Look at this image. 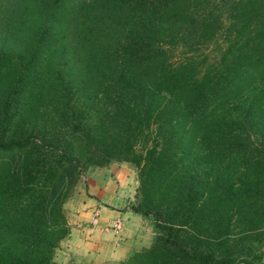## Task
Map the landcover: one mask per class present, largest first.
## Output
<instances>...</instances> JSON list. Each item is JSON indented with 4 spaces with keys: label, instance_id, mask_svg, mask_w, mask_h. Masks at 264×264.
<instances>
[{
    "label": "trees",
    "instance_id": "obj_1",
    "mask_svg": "<svg viewBox=\"0 0 264 264\" xmlns=\"http://www.w3.org/2000/svg\"><path fill=\"white\" fill-rule=\"evenodd\" d=\"M70 118L161 232L118 264H262L264 0L1 1L0 264H57L79 161L44 130Z\"/></svg>",
    "mask_w": 264,
    "mask_h": 264
},
{
    "label": "crops",
    "instance_id": "obj_2",
    "mask_svg": "<svg viewBox=\"0 0 264 264\" xmlns=\"http://www.w3.org/2000/svg\"><path fill=\"white\" fill-rule=\"evenodd\" d=\"M99 181V185L94 181L87 189V196L78 201L70 199L69 204L63 206L68 233L54 250L52 259L57 264H118L151 243L149 221L133 212L130 206L124 207L125 201L118 197L119 193L114 194V185H109L102 178ZM96 207L99 209V221L91 226V211ZM117 217L123 221L118 233L104 228Z\"/></svg>",
    "mask_w": 264,
    "mask_h": 264
},
{
    "label": "rangeland",
    "instance_id": "obj_3",
    "mask_svg": "<svg viewBox=\"0 0 264 264\" xmlns=\"http://www.w3.org/2000/svg\"><path fill=\"white\" fill-rule=\"evenodd\" d=\"M3 0H0V2ZM211 52V54H215L216 47L215 44H211L206 49H204V52ZM184 55H188L185 48L178 46L176 50H174L171 59H178L184 57ZM71 101V110L74 113V115H78V112L80 111V103L82 101V95L77 96V94H71L70 95ZM82 108V107H81ZM55 121V120H54ZM51 120H47L45 124V130L44 134L47 138L56 139L58 138V143L63 145L66 141H75L73 142V148L70 150V155H72L76 160L79 162L78 172H77V179L74 183V186L71 189L69 198L63 203V206H66L69 204L70 201L68 200H79L80 198H83L84 195H88L87 189L92 186L94 181H97V184L99 185V179L102 178L103 180H106L109 185L110 183L116 187V191L114 194H118L119 198H122L125 201V206L134 205L137 202V170L136 168L131 165L128 162L124 161H117L115 159H109L108 161H105L102 164H91V165H85L82 163L83 154L85 151L82 149V143L78 142L80 140L79 133L80 131L78 129H73L74 120L70 118L69 122H63L59 123L58 126H54L55 122ZM54 122V123H53ZM82 123H84V120H82ZM147 135V134H146ZM50 136V137H49ZM147 145L151 142L152 135L148 134L145 137ZM142 146H144V143L142 141H139L138 144H136V148L138 150L142 149ZM54 154V153H52ZM116 167V168H114ZM114 168V169H113ZM122 172V173H121ZM136 186V188H134ZM134 190V192H133ZM123 201V202H124ZM74 202V203H73ZM71 202L73 206H75V201ZM72 206V207H73ZM98 208V207H96ZM94 209V208H93ZM66 211L65 208H63V214ZM91 217V216H90ZM146 220L149 221L150 225H152V218L151 216L145 217ZM152 238L151 242H153L156 235L160 234L161 232L154 228L152 225ZM245 245L251 247L253 251H256V253H259V259H255L256 263H262L264 264V229L259 232L258 234H253L250 241H243ZM151 244V243H150ZM149 244V245H150ZM241 257H244L245 254L240 255ZM247 259L249 256H247ZM121 262V261H120ZM119 262V263H120ZM238 264H241L240 258L236 261Z\"/></svg>",
    "mask_w": 264,
    "mask_h": 264
},
{
    "label": "built area",
    "instance_id": "obj_4",
    "mask_svg": "<svg viewBox=\"0 0 264 264\" xmlns=\"http://www.w3.org/2000/svg\"><path fill=\"white\" fill-rule=\"evenodd\" d=\"M98 221H99V209L94 208L91 211V217H90L89 223L91 226H95L98 224ZM122 226H123L122 219L117 217L109 221V223L104 228H108L112 230L114 233H118L122 229Z\"/></svg>",
    "mask_w": 264,
    "mask_h": 264
}]
</instances>
